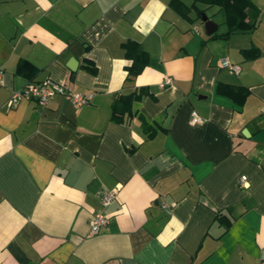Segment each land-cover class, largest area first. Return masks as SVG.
<instances>
[{"label": "crops", "instance_id": "1", "mask_svg": "<svg viewBox=\"0 0 264 264\" xmlns=\"http://www.w3.org/2000/svg\"><path fill=\"white\" fill-rule=\"evenodd\" d=\"M170 1L0 0V264L264 261V0H251V30L215 37L201 15L224 34L223 9L180 0L185 17ZM126 40L148 55L131 78ZM47 79L93 97L7 104ZM219 83L246 88L243 103ZM133 91L131 114L113 121V99ZM97 211L108 223L90 234Z\"/></svg>", "mask_w": 264, "mask_h": 264}, {"label": "trees", "instance_id": "2", "mask_svg": "<svg viewBox=\"0 0 264 264\" xmlns=\"http://www.w3.org/2000/svg\"><path fill=\"white\" fill-rule=\"evenodd\" d=\"M196 2L208 6L216 5L225 12L228 31L224 34L214 32L209 35L210 37L219 35L226 36L235 30H251L256 25V22H258L261 13V10L257 9L251 0H193L192 6L197 10L198 14H200V11L203 9L200 10L196 6ZM170 5L182 16H188L189 7L183 4L180 0H171ZM122 47L125 56L130 59V63L126 66V70L127 77L131 78L139 74L145 67L148 55L139 47V44L133 40H126L123 42ZM244 54L248 57H252L257 56L259 52L256 48H251L245 50ZM22 62L19 65L20 67L24 64ZM85 67L90 71L95 72L96 67L94 64L88 62ZM216 92L232 97L237 105H241L248 94V90L242 86L225 85L220 83L217 84ZM138 97L139 93L135 91L115 97L111 104V119L116 122L123 121L125 115L129 116L131 114L132 103Z\"/></svg>", "mask_w": 264, "mask_h": 264}, {"label": "built area", "instance_id": "3", "mask_svg": "<svg viewBox=\"0 0 264 264\" xmlns=\"http://www.w3.org/2000/svg\"><path fill=\"white\" fill-rule=\"evenodd\" d=\"M220 65L226 67L231 71L239 72V66L235 63L230 62L227 58H222L220 60ZM172 78L170 76H165L163 84H171ZM55 94H65L69 97L71 102L75 105H82L88 103L92 97L93 93H81V92H67L66 88L59 83L53 82L50 79H47L41 83L37 84H28L19 91L13 92L7 100V104L12 106L15 105L22 98L34 97L40 106H44L47 100ZM190 122L192 124H201L203 123V118L197 114L196 111H191L190 113ZM246 177L242 176L241 181L244 182ZM244 184V183H243ZM114 198L113 192H108L104 194L101 198V203L107 205ZM165 208H168V205L165 203L163 205ZM108 223V218L102 211L95 212L89 220V232L90 234H95L100 232L103 228L106 227ZM259 264H264V261H261Z\"/></svg>", "mask_w": 264, "mask_h": 264}, {"label": "water", "instance_id": "4", "mask_svg": "<svg viewBox=\"0 0 264 264\" xmlns=\"http://www.w3.org/2000/svg\"><path fill=\"white\" fill-rule=\"evenodd\" d=\"M201 19L204 22V29L207 34H212L217 30V24L214 21L208 19L206 15L202 14ZM68 66L71 70H74L76 67V60L70 59ZM242 133L245 135L247 133L246 129L243 130Z\"/></svg>", "mask_w": 264, "mask_h": 264}]
</instances>
